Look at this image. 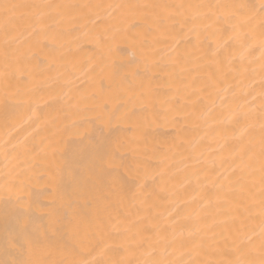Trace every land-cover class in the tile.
<instances>
[{
    "label": "bare ground",
    "instance_id": "1",
    "mask_svg": "<svg viewBox=\"0 0 264 264\" xmlns=\"http://www.w3.org/2000/svg\"><path fill=\"white\" fill-rule=\"evenodd\" d=\"M5 2L105 6L85 10L83 19L64 18L59 23L53 11L45 32L24 15L13 31L19 37L13 47L27 56L21 65L24 76L16 72L8 90L0 77V175L8 164L5 147L11 152L17 145L13 155L19 153L20 158L12 163L29 169L31 176L23 193V200L31 204L28 227L48 228L50 208L69 201L89 220L109 205L104 215L110 213L112 224L119 226V231L113 229L109 236H97V241H102L98 246L74 255L53 248L46 258L124 259L137 264L148 258L149 243L159 239L156 226L161 225L169 226L166 235L170 240L175 237L179 241L181 233L188 238L202 230L204 238L215 233L220 241L219 248L213 244L199 253L177 242L168 249V259H233L231 238L225 241L220 236L221 232L228 235L223 222L227 221L233 233L243 229L258 234L261 227L258 199L247 201L252 206L251 219L241 223L237 218L233 223L225 214L229 209L220 206L222 201L216 196L222 182L227 190L225 178L248 147L253 150L255 169L252 192L257 197L260 192L264 50L259 46V14L253 21L255 37L242 47V39L236 38L223 18L216 22L213 16L199 23L195 31H190L189 19L183 32L177 24L174 37H164L150 27L153 10L107 5L244 3L258 9L261 0H0ZM27 11L21 9L16 15ZM181 12L178 20L191 17L195 9ZM4 40L0 30V72L4 71ZM174 50L188 55L173 62ZM37 83L40 91L28 90ZM154 112L161 115L154 117ZM233 112L246 113L248 118L237 125L229 120ZM246 126L248 135L240 139ZM140 135L143 140L139 145L115 151L118 141L127 144ZM21 146L31 151L24 153ZM131 148L136 149L135 154ZM135 159L145 161L139 171ZM236 192L239 198V189ZM8 200L9 193L0 188V261L41 258L20 249L19 244L8 245L24 223L23 217L17 221L16 214H4L6 206L15 208L14 198L11 204ZM66 223L67 216L62 215L57 227ZM140 242L143 247L137 246ZM256 244L258 247V237ZM105 245L108 247L101 253ZM254 258L259 259L258 253Z\"/></svg>",
    "mask_w": 264,
    "mask_h": 264
},
{
    "label": "snow or ice",
    "instance_id": "2",
    "mask_svg": "<svg viewBox=\"0 0 264 264\" xmlns=\"http://www.w3.org/2000/svg\"><path fill=\"white\" fill-rule=\"evenodd\" d=\"M105 7L100 4H88V3H65V4H22V3H0V30L4 33V48L2 49V55L4 57V71L0 72V77L3 78L6 84V90L10 87V78L19 72L21 77L24 76V72L21 69L22 62L27 59L25 53L19 51L18 48H14L13 45L19 42V37L13 34L16 23L19 20L24 19V15H27L29 19H34L36 24L39 26L41 32L47 30V20L51 16L52 12L55 11L56 16L60 18L57 22H61L64 18H68L70 21L76 20L77 18H85V10L92 12L96 9ZM108 8L116 9H140L144 11L153 10L151 12V24L150 27L155 28L164 37H174L177 33L176 25L180 24L179 32H183L185 24L190 19L192 22V28L190 31H195L199 23L205 20L210 21L211 17L216 18V22H219L221 18L227 21L233 33L236 34L237 39H242V47L248 44V41L253 39L256 34V26L253 25V21L257 19L258 15V28H259V46L264 50V0H261L259 8H255L253 5L244 3H227V4H196V5H156V4H136V5H107ZM189 8L195 9L194 14L191 17H185L183 20H178L177 17L182 15L181 10ZM21 9L28 10L25 14L17 16V12ZM156 9H163L164 12L155 11ZM201 9H208L209 12L202 13ZM37 29L34 27L33 32ZM247 30V31H245ZM176 51L173 62H179L181 56H187L188 53H180ZM262 59H264V51H262ZM29 75H31L29 73ZM264 86V79L261 81ZM195 87V84L193 85ZM31 92L41 90L39 83L32 85L29 89ZM19 91V87L17 88ZM255 99V97L253 98ZM147 110V105H145ZM168 111H171L170 109ZM261 116L264 119V91L261 93ZM134 115V114H132ZM161 113L154 112V117H159ZM165 118L168 115L166 111L163 113ZM247 119L248 114H240L233 112L229 116V120L237 125L240 124L241 119ZM249 128L243 127L240 132V139L248 135ZM261 137H260V192L257 197L252 192L254 186L253 177L255 173L254 166L252 164L253 155L252 148L248 147L243 149L239 154V163L235 168L232 169L231 174L225 179L229 182L227 190L222 182L216 191L218 201H222V207L229 209L225 214L232 219L233 223L237 218L243 223L244 220L252 218V206L247 203L248 200L255 201L258 199L260 214H261V227L259 233L248 234L243 229H236L233 233L231 229L227 228V221L223 222L227 229L228 235H224L223 232L220 236L225 240L231 238V252L234 256L233 259L227 261H198L191 259L188 261L172 260L168 259L167 256L171 253L168 249L173 248L174 245L179 242L181 247L191 246L192 251L201 252L206 247H212L213 244L217 248L220 247V241L216 239V234L211 238H204L200 235L202 230H197L195 233H190L188 238H183L181 233V239L179 241L173 237L169 239L166 235L169 226H156L157 239L155 242L149 243V249L147 251V259L142 262L138 261L137 264H264V122L260 126ZM179 135V132L177 133ZM143 140V136H137L136 138L124 142L118 141L115 151H121L125 147L131 145H139ZM17 145H13L11 152L5 147L4 156L5 160L8 161L6 165V171L0 175V188H3L9 193L8 204L13 203L15 200V208L9 209L7 206L4 209V214H16L17 221L21 217L24 218L23 226L20 227L17 236L7 241L8 245L15 247L19 244L20 249H27L30 253L38 254L41 258L30 259V260H11V261H0V264H132L131 261H125L124 259L115 261H98V260H77V259H60V260H49L46 255L53 248H58L61 251L67 252L69 255L78 254L80 250L90 249L93 246H98L102 241H97V236H109L113 229L119 231L118 225L112 224L111 214L104 215L109 205H105L103 209L98 211L93 219H86L83 214L73 206L69 201L66 205H62L60 208L52 206L48 213L49 216V227L48 228H35L30 229L27 223V217L31 211V204H26L23 200V193L30 183L31 176L29 175V169L21 168L20 164L12 163L13 160H19L20 155L16 153ZM24 153L31 151L27 146H21ZM133 154L136 153L135 148H131ZM114 154V153H113ZM103 159V158H102ZM123 160V156H122ZM109 163L112 161L109 160ZM235 162V161H234ZM134 164L137 171L141 165L145 164V161L135 159ZM122 167L128 169V165L122 162ZM20 169V170H18ZM237 172L239 173L237 175ZM236 189H239V198H237ZM212 203L211 200L208 201ZM235 206L234 210L232 206ZM63 209V212H62ZM245 213L247 215L245 216ZM67 216V223L57 225L60 223L61 216ZM63 229V230H61ZM209 231H213L209 227ZM52 233V234H50ZM53 234H57L56 238L53 239ZM67 235L68 239H65ZM194 237H200L198 240ZM259 238V246L257 247L256 240ZM211 239L212 243H209ZM163 244V248L158 247ZM138 247H143V242H140ZM108 246L105 245L101 248V253L105 251ZM129 250V249H126ZM258 253L259 259H255L254 256Z\"/></svg>",
    "mask_w": 264,
    "mask_h": 264
}]
</instances>
